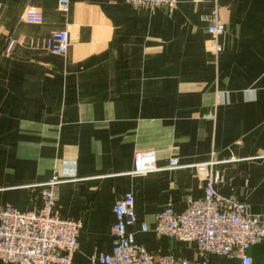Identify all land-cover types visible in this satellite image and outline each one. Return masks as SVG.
I'll return each instance as SVG.
<instances>
[{"label": "crops", "instance_id": "crops-1", "mask_svg": "<svg viewBox=\"0 0 264 264\" xmlns=\"http://www.w3.org/2000/svg\"><path fill=\"white\" fill-rule=\"evenodd\" d=\"M203 15L225 26L220 52ZM54 31L68 33L64 56L46 48ZM137 152L182 168L134 175ZM211 161L218 193L264 215V0H69L67 14L59 0H0V210L39 208L59 181L60 216L82 223L74 264H90L112 252L114 208L132 193L137 243L197 260L195 243L157 237L154 219L203 198L195 166ZM249 256L264 264V243Z\"/></svg>", "mask_w": 264, "mask_h": 264}, {"label": "built area", "instance_id": "built-area-1", "mask_svg": "<svg viewBox=\"0 0 264 264\" xmlns=\"http://www.w3.org/2000/svg\"><path fill=\"white\" fill-rule=\"evenodd\" d=\"M179 0H127L138 8L172 10ZM214 4L217 0H210ZM63 13L69 10V0H59ZM212 15H203L202 21L210 22L209 46L221 51L219 38L225 26ZM40 21V17L35 18ZM47 50L55 56H64L69 49L66 32H52L46 42ZM215 156V152L212 153ZM214 162L195 166L204 183V196L189 200L185 210L176 212L172 204L157 214L153 233L196 244L199 258L178 259L171 255H156L137 243L130 227L137 224L135 199L132 193L125 194L114 208L115 223L111 228L112 252H95L90 264H213V257L238 259L240 264H252L249 250L264 243V215L251 213L250 205L237 197L225 198L217 191L219 175L213 174ZM182 168L178 159L160 168L152 152H137L132 174L147 176L164 170ZM59 181L45 184L39 208L19 211L11 206L0 210V262L2 264H74L79 252V237L82 223L79 220L61 217L58 212ZM150 229L142 226V232Z\"/></svg>", "mask_w": 264, "mask_h": 264}, {"label": "rangeland", "instance_id": "rangeland-1", "mask_svg": "<svg viewBox=\"0 0 264 264\" xmlns=\"http://www.w3.org/2000/svg\"><path fill=\"white\" fill-rule=\"evenodd\" d=\"M60 10V9H59ZM61 11V10H60ZM62 12V11H61ZM63 13V12H62ZM68 13V12H67ZM67 13H63V14H67ZM63 32H65V31H63ZM67 33V32H66ZM68 34V33H67ZM12 47H13V43H10V45H9V50H11L12 49Z\"/></svg>", "mask_w": 264, "mask_h": 264}]
</instances>
